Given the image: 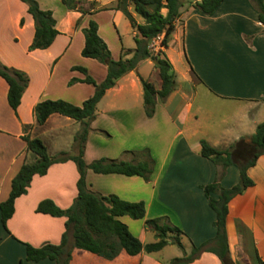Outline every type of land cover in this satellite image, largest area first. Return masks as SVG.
I'll return each instance as SVG.
<instances>
[{"label":"crops","instance_id":"obj_1","mask_svg":"<svg viewBox=\"0 0 264 264\" xmlns=\"http://www.w3.org/2000/svg\"><path fill=\"white\" fill-rule=\"evenodd\" d=\"M37 1L42 9L52 11L59 33L49 47L33 50L28 46L34 35V21L26 4L21 0L0 2V61L29 77L15 112L7 102L8 84L0 76V202L7 199L11 179L28 160L22 125H32V136L35 127H43L54 115H60L53 113L45 123L37 125L34 105L45 99L81 105L92 95L94 86L90 83L68 84L73 77H85L83 72L72 69L74 66L85 68L97 83L107 74L104 63L81 55L82 28L90 20L96 21L97 32L114 60L129 58L132 52L126 51L135 47V30L120 10L106 8L82 14L67 10L59 0L56 4ZM92 1L99 7H110L116 0H83L82 7L89 8ZM173 44L177 46L180 68L178 58L168 52ZM163 50L184 81L175 83L174 91L165 100L157 101L153 116L147 117L140 77L149 80L142 71L146 65L152 66L147 67L148 74L158 75V69L153 60H141L135 70L119 77L97 103L83 153L86 163L100 157L130 160L131 156L123 151L148 148L155 161L150 179L91 169L85 178L93 191L144 202V217L135 219L140 222L124 218L127 215L118 217L136 230L134 235L141 241L149 232L143 227L145 219L167 216L198 245L215 235V212L202 186L213 182L222 171L219 183L225 188L235 185L240 177L236 164L223 169L203 157L200 140L214 147L223 140L226 147L220 149H226L240 138L249 141L264 120V24L258 20L250 0H223L211 15L196 9L184 12L175 21L171 40ZM154 86L160 87V78ZM210 100L233 103V111L225 119L237 125L235 129L218 127L214 131L218 134L211 137L216 143L206 137L209 120L214 117L206 116L212 113L205 108ZM64 117L65 121L71 119ZM247 175L253 185L228 202L226 233L233 264H258L264 259V154L247 169ZM78 177L72 159L53 162L45 174L33 175L26 192L15 199L12 216L5 225L0 221V264H55L50 259L27 260L24 243L34 247L60 243L66 217L37 212L36 207L41 200L50 199L59 208H69L77 197ZM146 257L143 251L128 256L120 248L110 257L74 248L70 264H146ZM187 264L222 263L214 253L204 251Z\"/></svg>","mask_w":264,"mask_h":264},{"label":"trees","instance_id":"obj_2","mask_svg":"<svg viewBox=\"0 0 264 264\" xmlns=\"http://www.w3.org/2000/svg\"><path fill=\"white\" fill-rule=\"evenodd\" d=\"M27 6V12L34 21V35L28 50L44 49L51 45L59 31L56 20L50 9H42L37 0H21ZM67 10H78L82 14L100 9L120 10L135 30L133 50L129 58L114 60L106 42L99 36L96 21L90 20L82 28L84 45L81 55L90 57L107 66L105 78L97 83L85 68L74 66L85 74L83 79L71 78L68 84L76 81L90 83L94 92L81 105H74L63 99H45L34 105L33 113L36 124L42 125L53 113L67 116L80 122V129L74 136V153L59 151L57 155H50L43 141L30 135L31 124H23L22 138L26 142L27 150L33 155L31 161L24 162L18 172L11 179V187L7 199L0 202V221L5 225L14 212V201L25 193L33 175H43L53 162H63L72 159L78 168L77 197L67 209L59 208L52 200H41L36 211L52 216H65V231L58 244L45 243L39 247L25 244V257L30 261L50 259L55 264H70L74 248L85 250L101 257H110L120 248L128 256H135L141 251L155 252L161 250L168 243H176L184 254L172 258L166 264H187L197 259L199 255L208 251L214 253L222 264H233L228 247L226 233V217L230 199L242 193L253 181L247 175V169L252 166L257 157L264 154V120L256 127L249 141L244 138L231 143L226 149H218L206 140H200V154L209 158L223 169L230 164L239 168V181L229 187L221 186L219 180L223 171L216 179L202 186L208 199L209 206L215 212V235L201 243L192 244L191 252L187 254L180 241L183 231L173 225L166 216H158L144 220V228L155 234V241L143 243L132 234L127 225L118 217L127 215L132 219H141L145 215L143 201H128L116 194H101L91 190L86 182V171L91 169L96 173H119L127 176L137 175L148 181L153 173L155 161L148 148L140 150H125L123 153L131 156L130 160L122 158L100 157L86 163L83 158L85 142L90 123L95 118L97 103L106 90L113 87L116 80L130 70H135L143 59L156 60L160 87L147 79L140 77L143 91V107L147 117L153 116L157 101L165 100L175 89V71L162 48L154 50L151 44L161 37L159 45L166 48L171 40L175 21L180 19L184 12L196 9L203 15H211L223 0H190L185 8L179 0H116L110 7H99L96 1L90 7H82L83 0H59ZM257 10L258 20L264 24V0H250ZM21 19L20 23L22 24ZM78 24V21L76 22ZM0 76L7 82V102L16 112L21 96L26 89L29 77L26 72L3 64L0 61ZM264 100V98H263ZM107 134L103 130H99ZM214 195V196H213ZM258 264H264V259Z\"/></svg>","mask_w":264,"mask_h":264},{"label":"rangeland","instance_id":"obj_3","mask_svg":"<svg viewBox=\"0 0 264 264\" xmlns=\"http://www.w3.org/2000/svg\"><path fill=\"white\" fill-rule=\"evenodd\" d=\"M2 1H5V0H0V2H2ZM45 1L48 3H55L56 4V1H58V0H45ZM179 1L183 4V6H185L189 3L190 0H179ZM159 41H160V38L159 37L156 38V41H155L156 47L163 49V47L161 45H159ZM168 52L170 54H172L173 57L178 58L177 67L180 68L181 63L179 62L180 61L179 56L176 55V53H177L176 44L171 45V48L168 49ZM147 67L151 68L152 66L146 65L142 69V71L144 74L147 75L146 77L149 78L148 81L154 83V85L158 84V80H159L158 75L154 72L153 73L150 72V74H148L150 70L148 68V70H149L148 71ZM154 67L156 68L155 65H154ZM175 80H176V85L177 84L180 85L184 81V79L182 78V76L179 73L178 74L175 73ZM232 104L231 103L225 104V103H222L219 101H213V100L206 102V104H205L206 111L212 112L210 114L207 113L206 116L207 115L212 116V117L214 116L212 119L209 120V125H211V126H209L210 132H208L209 134H207V136H206L207 139L208 138L214 139L211 137L216 135L217 132H214V131L216 129L218 130V127L221 129L223 128L224 130L228 129V128L229 129H235L236 128V126H237L236 124H232V121H231V124H232V126H231V124H229V121H226V119H225V116L229 115V113L233 111L232 109H230V106ZM65 120H66L65 117L62 115H54L50 119V121L48 123H46L43 127H35V129L33 131L34 133L32 134V136L39 137L43 141V143L45 144L48 153L52 156L57 155L59 151H67L70 153L72 152V148L74 146V136L79 131L81 126H80V122L76 121L74 119H69L70 121H65ZM221 122L224 123V124H222V126H221ZM220 135H222V134H220ZM219 140H217V141H219ZM213 141H215V143H216L215 139ZM220 141H222V143ZM220 141H219V144L217 143L215 147L218 149L225 148L226 146L223 144V140H220ZM32 156L33 155L29 152L27 161H31ZM124 218H128V219L135 221V222H140V220L132 219L129 216H126ZM167 219H168V217H167ZM127 227L132 234L136 233V230L132 226H127ZM143 227H144V223H143ZM144 237L142 238L143 243H149V242L155 241V234L151 230H149V232H147ZM180 241L184 247L185 252L187 254H189L191 252V246H192V244H194V243H192L190 237L186 234H182L180 236ZM205 241H203V242H205ZM203 242H201V243H203ZM200 244H198V245H200ZM206 252H208V251H206ZM143 253L146 256H148L145 259L146 264H157V263L166 264L172 258L182 256L184 254V251L176 243L170 242L159 251L150 252V253L143 251ZM147 258H149V259H147ZM154 260H155V262H154Z\"/></svg>","mask_w":264,"mask_h":264},{"label":"built area","instance_id":"obj_4","mask_svg":"<svg viewBox=\"0 0 264 264\" xmlns=\"http://www.w3.org/2000/svg\"><path fill=\"white\" fill-rule=\"evenodd\" d=\"M151 46H152V48H153L154 50H157V49H158V48L156 47L155 40H154V43H153V44H151Z\"/></svg>","mask_w":264,"mask_h":264},{"label":"water","instance_id":"obj_5","mask_svg":"<svg viewBox=\"0 0 264 264\" xmlns=\"http://www.w3.org/2000/svg\"><path fill=\"white\" fill-rule=\"evenodd\" d=\"M153 63H156V60H153Z\"/></svg>","mask_w":264,"mask_h":264}]
</instances>
